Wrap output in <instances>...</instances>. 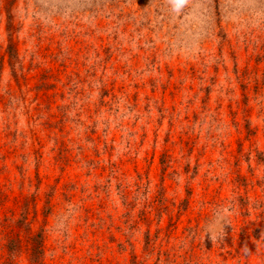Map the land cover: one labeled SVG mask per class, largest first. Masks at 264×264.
<instances>
[{
    "label": "rangeland",
    "instance_id": "1",
    "mask_svg": "<svg viewBox=\"0 0 264 264\" xmlns=\"http://www.w3.org/2000/svg\"><path fill=\"white\" fill-rule=\"evenodd\" d=\"M42 239L264 264V0H0V264Z\"/></svg>",
    "mask_w": 264,
    "mask_h": 264
},
{
    "label": "trees",
    "instance_id": "2",
    "mask_svg": "<svg viewBox=\"0 0 264 264\" xmlns=\"http://www.w3.org/2000/svg\"><path fill=\"white\" fill-rule=\"evenodd\" d=\"M37 238V237H35ZM34 238V239H35ZM34 241V240H33ZM36 243L33 242V249H32V256H31V263L32 264H45L44 260V255H45V250H44V239L41 241L35 240ZM15 252H11L13 255Z\"/></svg>",
    "mask_w": 264,
    "mask_h": 264
}]
</instances>
